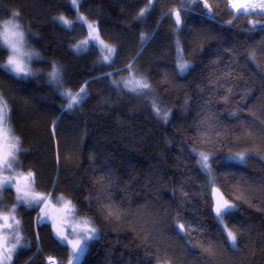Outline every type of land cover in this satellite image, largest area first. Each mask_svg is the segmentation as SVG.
Returning <instances> with one entry per match:
<instances>
[{
	"label": "trees",
	"instance_id": "obj_1",
	"mask_svg": "<svg viewBox=\"0 0 264 264\" xmlns=\"http://www.w3.org/2000/svg\"><path fill=\"white\" fill-rule=\"evenodd\" d=\"M81 16L112 60L84 46ZM8 20L37 53L25 77L0 67L18 164L43 207L64 199L60 211L96 229L82 264H264V3L236 13L231 0H0ZM7 57L0 42V66ZM215 186L235 204L221 217ZM43 207L18 206L28 245L9 264H68L52 223L35 235Z\"/></svg>",
	"mask_w": 264,
	"mask_h": 264
},
{
	"label": "rangeland",
	"instance_id": "obj_2",
	"mask_svg": "<svg viewBox=\"0 0 264 264\" xmlns=\"http://www.w3.org/2000/svg\"><path fill=\"white\" fill-rule=\"evenodd\" d=\"M253 1H255L254 6L249 12L261 7L264 3V0ZM231 9L236 13L243 12L241 7L238 6L236 0H231ZM79 20L85 24L87 29V36L84 39L85 43H83L84 46L88 48L90 45L96 44L100 50L102 59L105 60L104 57L108 56L109 58L105 61L112 60L116 49L102 38L96 23L88 20L84 16H81ZM5 22L7 21L0 23V33H3L4 31ZM13 22L16 23L15 21ZM19 31L23 33V41L18 47H20L23 52L35 53L36 55H32L31 58H29V56L18 57L22 66H26L27 74L10 72L19 77H25L30 74V64L37 56V53L29 47L25 33L21 27ZM9 39L14 40L15 38L9 36ZM3 46L8 50V57L4 63V65H7L13 52L10 46L4 44ZM109 48L113 50L111 53L108 52ZM180 63L186 66L188 65V63L183 60H181ZM137 81L141 80L132 78L125 80V82L132 88L138 87L136 83ZM0 108H3V105H0ZM17 152L18 140L11 131L9 124V109L6 104V112L0 111V264H9L14 258L15 253L21 247L28 245L26 236L21 229L23 223L18 216V206L24 204L29 207L42 204L43 207V200L45 198L43 193H38L34 188L33 173L31 171H24L19 167ZM200 155L205 168L209 169V156L203 153ZM232 158L241 159L242 156L234 154L232 155ZM6 188H11L14 191V197L10 203L5 199L4 192ZM30 200L32 201L31 203H29ZM60 202L61 206L69 205V202L64 199H60ZM60 202L59 198H55L49 202V204L44 206L43 209L41 208V213L33 220L34 231L36 237L39 238L41 232L40 227L42 224L45 222L52 223L61 242L68 244L71 248L72 255L69 257L70 261L74 256V253L75 255H86L90 249L92 240L97 236V231L88 220L77 217L72 211V213L60 211ZM74 245L78 247H74ZM79 249H83V251L80 252Z\"/></svg>",
	"mask_w": 264,
	"mask_h": 264
},
{
	"label": "snow or ice",
	"instance_id": "obj_3",
	"mask_svg": "<svg viewBox=\"0 0 264 264\" xmlns=\"http://www.w3.org/2000/svg\"><path fill=\"white\" fill-rule=\"evenodd\" d=\"M18 15V13H13V17H16ZM63 19V18H61ZM177 21H179V17L177 16ZM20 25L17 23H14L13 21H7L4 24V31L3 33H0V42H2L4 45L6 46H10L11 50L13 52V55L9 58L8 64L7 65H3L0 67L5 68V70H9L12 71L14 73H26V66H22L20 60L18 57H23V56H29V58H31L32 55H36L35 53H26L23 52L21 50L20 47H18L19 44H22L23 41V33L21 31H19L20 29ZM91 27V26H90ZM9 36L14 37V40L9 39ZM79 47V46H78ZM113 50L111 48L108 49V52L111 53ZM109 57L105 56L104 59L107 60ZM186 65L181 64L180 65V70L184 71L186 69ZM50 78L53 82L59 84L60 83V74H59V70L58 69H53V71L49 74ZM137 86L138 87H142V88H147L148 85L144 82L141 81H137ZM83 91V89H81V92ZM64 96H68V97H72L73 100H75V96H73V94L71 93H63ZM76 96H79V93L75 94ZM0 105H3V108H0V111H4L6 112V103L0 99ZM73 104L69 103L68 104V108H72ZM206 159V157H205ZM19 199V198H18ZM43 199V198H41ZM32 201L30 200L29 203H31ZM39 202V201H36ZM225 208H227V205H224ZM14 211V210H13ZM217 212V216L221 217V207L218 206L216 209ZM18 223V222H17ZM228 236L231 240V242L233 243V245H235V241H236V237L233 233L229 232ZM18 239V238H17ZM74 247H78L75 246ZM80 252L83 251V249H79ZM75 255V253H74ZM78 258V257H77Z\"/></svg>",
	"mask_w": 264,
	"mask_h": 264
},
{
	"label": "water",
	"instance_id": "obj_4",
	"mask_svg": "<svg viewBox=\"0 0 264 264\" xmlns=\"http://www.w3.org/2000/svg\"><path fill=\"white\" fill-rule=\"evenodd\" d=\"M150 3L153 4L154 0H150ZM246 13V12H242ZM248 13V12H247ZM175 19L177 21V16L179 17V21H177L178 26H181V20H180V12L174 13ZM212 202H213V212L217 216L216 209L218 206L221 207V215L225 212L231 211L235 208V204L231 202L225 194L221 191L219 187H213L212 189ZM224 205H227L228 207L225 208ZM78 257V258H77ZM83 257L81 255H74L68 264H82Z\"/></svg>",
	"mask_w": 264,
	"mask_h": 264
},
{
	"label": "bare ground",
	"instance_id": "obj_5",
	"mask_svg": "<svg viewBox=\"0 0 264 264\" xmlns=\"http://www.w3.org/2000/svg\"><path fill=\"white\" fill-rule=\"evenodd\" d=\"M236 1L238 3V6H240L244 12H249L253 8L255 2L253 0H236Z\"/></svg>",
	"mask_w": 264,
	"mask_h": 264
},
{
	"label": "built area",
	"instance_id": "obj_6",
	"mask_svg": "<svg viewBox=\"0 0 264 264\" xmlns=\"http://www.w3.org/2000/svg\"><path fill=\"white\" fill-rule=\"evenodd\" d=\"M45 264H61V261L55 255H48Z\"/></svg>",
	"mask_w": 264,
	"mask_h": 264
}]
</instances>
